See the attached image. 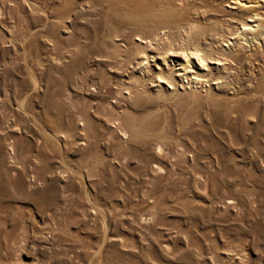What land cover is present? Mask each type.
Returning a JSON list of instances; mask_svg holds the SVG:
<instances>
[{"label":"rangeland","instance_id":"rangeland-1","mask_svg":"<svg viewBox=\"0 0 264 264\" xmlns=\"http://www.w3.org/2000/svg\"><path fill=\"white\" fill-rule=\"evenodd\" d=\"M38 1L0 0V264H264V0ZM245 22L218 88L166 87Z\"/></svg>","mask_w":264,"mask_h":264},{"label":"bare ground","instance_id":"bare-ground-1","mask_svg":"<svg viewBox=\"0 0 264 264\" xmlns=\"http://www.w3.org/2000/svg\"><path fill=\"white\" fill-rule=\"evenodd\" d=\"M10 1V5L13 6V9L14 10H18V9H21L23 6L22 5H25L28 10L30 12H33V13H38V12H45L46 11V7L44 6V4H42L41 2H39L38 0H8ZM121 1V0H120ZM118 2V1H117ZM148 2V1H147ZM67 4V3H66ZM66 4L62 3L61 6L57 9L58 12H56L55 14H58L57 17H59V13H62L61 11H63V8L66 7ZM158 4V3H157ZM77 5V4H76ZM159 5V4H158ZM164 5V4H163ZM172 6V5H171ZM174 6V5H173ZM172 6V7H173ZM188 6V5H187ZM179 7V6H178ZM108 8V7H107ZM165 8V7H164ZM191 8V7H190ZM115 9V8H114ZM113 10V9H112ZM152 10V9H151ZM168 10V9H167ZM190 10V9H189ZM65 11V10H64ZM157 11V10H156ZM163 10L161 9V12ZM165 12H167L166 10H164ZM169 11V10H168ZM17 12V11H16ZM48 12V11H47ZM66 12V11H65ZM116 12V11H115ZM159 12V11H158ZM171 12V11H170ZM140 13V12H139ZM17 14V13H16ZM112 14V13H111ZM115 14V13H114ZM122 14V13H121ZM132 14V13H131ZM136 14V13H135ZM161 14V13H160ZM3 15V12H2V8L0 7V17H2ZM15 15V13H14ZM22 15V14H21ZM108 15V14H107ZM126 15V14H125ZM142 15V14H141ZM47 17V16H46ZM64 17V16H62ZM114 17V16H113ZM141 17V16H140ZM183 17V16H182ZM251 17V16H250ZM18 18V17H17ZM20 18V17H19ZM24 18V17H23ZM127 18V17H125ZM133 18V17H132ZM49 19V18H47ZM119 19V18H118ZM248 19V18H247ZM246 19V20H247ZM55 20V19H54ZM136 20V19H135ZM141 20V19H140ZM139 20V21H140ZM150 20V19H149ZM176 20V19H175ZM249 21H251V19H248ZM20 21V20H19ZM255 21V20H253ZM148 22V21H147ZM257 22V21H256ZM133 23V22H132ZM141 23V22H140ZM143 23V22H142ZM18 24V23H17ZM25 24V23H24ZM23 24V25H24ZM153 24V23H152ZM19 25V24H18ZM17 25V26H18ZM214 25V24H213ZM253 24L250 22H245L243 23L242 25H240V27H242L241 29L242 30H238L239 28H237L233 33H231L232 35H229V37L227 38H222L220 36L221 33H218V31L216 32V34H214V38H216L217 40L216 41H219L221 44L219 47H217L218 49H214L215 45V41L213 40H208L206 46L208 45L209 48L208 49H200V48H197V47H194V46H190V42L191 41L190 39L188 40V38L186 39H183V41L181 42V47L179 48V50L175 51L174 53L173 52H170V54H174L175 56H177L178 58H181L182 59V62H177L178 66L174 68H172V70L170 69L168 71V80L166 82V87L168 89H171L172 91H176L177 88H180L181 90H184L187 92H193V93H196V94H199V95H208V91H207V88L204 89L203 88V85L202 83L206 84L207 82L206 81H210V82H214V85L216 88L219 81H216L215 80H211V75H212V70L213 69H223V68H226L227 64H228V57L230 56V54L233 52V50H235L233 47L238 45L239 43H236V41L234 40L235 39V35L236 34H239V33H242L243 36L244 33H249L251 36L248 37L250 38V40H255V38L257 39V37L261 34V32H258L257 30V25L255 26H252ZM42 26V25H41ZM162 26V25H161ZM3 27V26H2ZM11 27V26H10ZM16 27V26H15ZM234 27V26H233ZM232 27V28H233ZM12 28V27H11ZM24 28V26H23ZM35 28L37 29V26H35ZM40 28V27H38ZM223 28V27H222ZM225 28V27H224ZM229 28V27H228ZM19 30H20V27H19ZM17 29L16 30H11L9 29L10 32L9 35L11 36V38H15V39H18L21 41V44L24 43V41L27 39L26 36H27V32L30 31L31 32V28L26 26V30H28L26 33H21ZM35 30V29H34ZM33 30V31H34ZM220 30V29H219ZM226 30V29H225ZM223 30H220V32H222ZM229 31V29H228ZM227 31V32H228ZM232 31V30H230ZM242 31V32H241ZM29 32V33H30ZM244 32V33H243ZM32 33V32H31ZM30 33V34H31ZM215 33V32H214ZM230 33V32H229ZM228 33V34H229ZM49 34V33H48ZM112 34V33H111ZM219 34V36H218ZM227 34V35H228ZM234 34V35H233ZM32 35V34H31ZM47 35V34H46ZM204 35V34H203ZM29 37V36H28ZM106 37V36H105ZM211 38V37H210ZM9 39V37H8ZM48 39L50 40V42L52 43L53 42V36L51 35H48ZM193 39V37H192ZM195 39V38H194ZM28 40V39H27ZM26 40V41H27ZM141 40V39H140ZM71 41V40H70ZM194 41V40H193ZM3 42V40H2ZM29 42V40L27 41ZM141 42L144 43L143 40H141ZM146 42V41H145ZM192 42V41H191ZM50 44V43H49ZM78 44V43H77ZM193 44V43H192ZM1 45V44H0ZM147 45V44H146ZM145 45V46H146ZM149 45V44H148ZM197 46V45H196ZM224 46V47H223ZM77 47V46H76ZM80 47V45H79ZM78 47V48H79ZM203 48V47H202ZM28 50V49H27ZM26 50V51H27ZM23 51V50H22ZM24 51H25V46H24ZM29 54V53H28ZM233 56V55H232ZM36 57V56H35ZM151 58H154L153 55H150ZM29 58V57H28ZM195 59L196 61V64L194 63V66H196V68H198V70L200 69V72L198 70H191L192 73L191 74H187V71H189L190 69L188 68V64H193V60L192 59ZM146 59V58H144ZM163 61V60H162ZM165 61V60H164ZM175 61H177V59H175ZM141 62H144V61H141ZM140 62V63H141ZM166 63V62H165ZM232 63V62H231ZM155 66V65H154ZM170 68V67H169ZM195 68V67H194ZM229 69V68H227ZM204 70V71H203ZM224 70V69H223ZM181 71V72H180ZM30 74V73H29ZM226 74V73H225ZM32 75V74H31ZM223 75V74H222ZM225 76V75H224ZM197 77H200V78H197ZM32 79L34 81V84L36 82V78L34 75H32ZM215 79V78H213ZM142 80V79H141ZM158 80H162V78H158ZM194 81V82H193ZM195 82H197L198 84H196ZM206 82V83H205ZM193 84H196V85H193ZM225 84V83H224ZM222 83V85H224ZM37 85V84H35ZM34 85V86H35ZM212 85V84H211ZM207 86V85H206ZM212 88V87H211ZM174 93V92H173ZM211 93V92H210ZM252 93V92H251ZM194 95V94H193ZM211 96V95H210ZM25 97H22L20 98V100L17 102V106L22 108L23 106V100H24ZM210 98V97H209ZM263 98V97H262ZM197 105V104H196ZM194 107V106H193ZM196 111V110H195ZM254 112V111H253ZM161 149V148H159ZM158 168H161L160 166H158ZM201 179V178H200ZM204 185V184H203ZM199 190V189H198ZM203 192V191H202ZM168 246V245H167ZM165 247V246H164ZM229 247V246H228ZM231 248V247H230ZM169 251V250H168ZM230 251V250H228ZM232 253V252H231ZM237 252H235L236 254Z\"/></svg>","mask_w":264,"mask_h":264}]
</instances>
